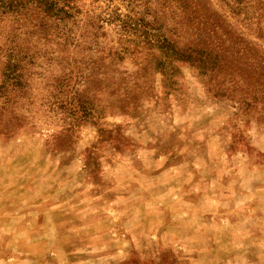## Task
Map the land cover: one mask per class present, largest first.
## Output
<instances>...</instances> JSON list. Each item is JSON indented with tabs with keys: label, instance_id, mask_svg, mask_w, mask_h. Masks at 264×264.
Returning a JSON list of instances; mask_svg holds the SVG:
<instances>
[{
	"label": "rangeland",
	"instance_id": "1",
	"mask_svg": "<svg viewBox=\"0 0 264 264\" xmlns=\"http://www.w3.org/2000/svg\"><path fill=\"white\" fill-rule=\"evenodd\" d=\"M55 1L0 8V264H264V89L221 90L126 25L261 85L264 39L218 0L207 41L173 0H70L64 20Z\"/></svg>",
	"mask_w": 264,
	"mask_h": 264
},
{
	"label": "trees",
	"instance_id": "2",
	"mask_svg": "<svg viewBox=\"0 0 264 264\" xmlns=\"http://www.w3.org/2000/svg\"><path fill=\"white\" fill-rule=\"evenodd\" d=\"M58 1V0H57ZM62 7L56 9L60 15V20L72 18L73 15L65 9L67 8L70 0H61ZM178 9L185 12L187 22L189 23V38L188 41H207L212 25L216 24L219 17L217 13L212 10L211 3L206 0H173ZM166 2L165 0L163 1ZM219 8L229 14L233 19L236 18L237 22L245 27V29L254 27L255 39H264V0H218ZM56 6L54 0H0V8L6 12H15L19 7H28L30 12L42 11L50 15ZM223 6V7H222ZM72 9V8H70ZM35 10V11H34ZM225 15V14H224ZM51 16V15H50ZM63 18V19H62ZM238 19V20H237ZM126 27L130 29L133 35L140 38L142 41H156L158 48L162 49V53L167 55L168 58L185 59L191 62L192 65L200 68L202 71L209 70L222 78L220 82L221 90L227 91L230 87L234 91L242 93L244 98H251L256 86L264 89V85L254 81L253 76H256V71L248 69L251 64L242 63L236 60V63L229 62L224 54H219L214 49L209 47L195 49L185 48L184 51L179 52L173 43L168 41H176L168 38L161 32V28L152 27L141 20L133 24L127 23ZM249 30V29H248ZM70 32H66L63 41H68ZM245 50L241 51V55L245 56ZM252 57V56H251ZM257 68V67H256ZM258 77V76H257ZM254 81V82H253ZM231 84L229 87L226 85ZM249 96V97H248ZM254 99V98H252Z\"/></svg>",
	"mask_w": 264,
	"mask_h": 264
}]
</instances>
